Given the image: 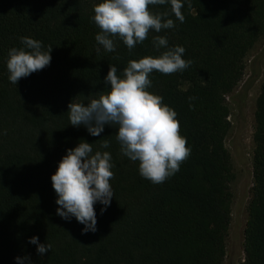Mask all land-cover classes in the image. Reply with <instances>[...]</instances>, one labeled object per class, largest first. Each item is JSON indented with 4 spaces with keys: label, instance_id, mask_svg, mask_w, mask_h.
I'll return each instance as SVG.
<instances>
[{
    "label": "trees",
    "instance_id": "1",
    "mask_svg": "<svg viewBox=\"0 0 264 264\" xmlns=\"http://www.w3.org/2000/svg\"><path fill=\"white\" fill-rule=\"evenodd\" d=\"M100 0H0V264H223L231 235L233 158L226 147L231 124L226 98L242 81L246 61L264 40V0H191L175 28L150 32L130 53L122 41L107 52L95 40L90 18ZM158 5L154 12L169 11ZM155 35L180 45L192 64L183 72L154 71L150 92L177 112L189 157L161 184L142 178L138 163L120 152L117 129L100 136L70 125L68 105L85 103L108 89L110 66L123 72L129 60L157 56ZM30 37L51 46L44 69L8 80V50ZM100 48L97 51V48ZM163 51V49H161ZM189 97H196L191 101ZM80 140L113 158L110 206L94 209L97 231L82 234L75 217L56 214L51 175ZM103 140L108 149L100 148ZM252 187L239 264H264V79L255 103ZM51 244L43 256L29 238ZM26 264L28 262L26 261Z\"/></svg>",
    "mask_w": 264,
    "mask_h": 264
},
{
    "label": "clouds",
    "instance_id": "2",
    "mask_svg": "<svg viewBox=\"0 0 264 264\" xmlns=\"http://www.w3.org/2000/svg\"><path fill=\"white\" fill-rule=\"evenodd\" d=\"M191 7V0H100L93 7L90 18L100 32L95 40L107 52L116 50L115 41H122L129 52L148 38L150 32L176 27L173 15L180 23L185 21L182 9ZM158 5L170 6L169 11L154 12ZM22 47L8 50L5 59L8 80L17 85L21 78L40 71L50 65L51 46L45 48L42 41L27 36L20 38ZM157 56H145L129 60L123 72L118 74L116 66L109 68L104 77L106 92L85 103H69L70 125L84 126L92 136H100L105 126L117 131L115 139L123 156L138 163L142 178L153 184H161L174 176L180 165L190 155L186 138L180 135L177 112L163 102V97L149 91L151 74L158 71L164 75L183 72L192 64L183 57V46H169L166 36L152 38ZM163 49V51H161ZM100 48H97L99 51ZM191 101L196 97H189ZM0 135H7L0 129ZM110 142L103 140L100 148L108 149ZM113 158L108 151H94L93 145L80 140L57 164L51 175L52 187L57 194L56 214L70 221L73 217L82 224V234L97 231L94 205H103L101 213L110 206L114 191L111 179L114 176ZM36 245L43 256L51 250V244L39 243L37 236L28 241ZM16 264H31L28 257H16Z\"/></svg>",
    "mask_w": 264,
    "mask_h": 264
},
{
    "label": "rangeland",
    "instance_id": "3",
    "mask_svg": "<svg viewBox=\"0 0 264 264\" xmlns=\"http://www.w3.org/2000/svg\"><path fill=\"white\" fill-rule=\"evenodd\" d=\"M263 79L264 40L249 54L242 81L226 98L231 130L225 144L233 158L236 180L232 184L231 235L223 264H239L243 259L242 241L252 187L254 112Z\"/></svg>",
    "mask_w": 264,
    "mask_h": 264
}]
</instances>
